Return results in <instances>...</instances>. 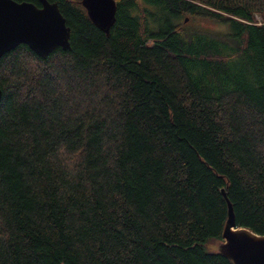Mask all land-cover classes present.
Masks as SVG:
<instances>
[{
	"label": "trees",
	"instance_id": "16d2710c",
	"mask_svg": "<svg viewBox=\"0 0 264 264\" xmlns=\"http://www.w3.org/2000/svg\"><path fill=\"white\" fill-rule=\"evenodd\" d=\"M48 1L70 49L0 57V264H233L207 246L226 198L264 235V0H114L107 34Z\"/></svg>",
	"mask_w": 264,
	"mask_h": 264
},
{
	"label": "water",
	"instance_id": "95a60500",
	"mask_svg": "<svg viewBox=\"0 0 264 264\" xmlns=\"http://www.w3.org/2000/svg\"><path fill=\"white\" fill-rule=\"evenodd\" d=\"M40 6L27 1L0 0V57L19 44L27 45L44 58L57 47L69 50V27L56 2L39 0ZM90 20L106 34L115 21L114 0H82ZM0 90V98H1ZM225 196V193L222 192ZM221 231L218 253L233 264H264V235L237 227L230 202Z\"/></svg>",
	"mask_w": 264,
	"mask_h": 264
},
{
	"label": "rangeland",
	"instance_id": "374dc122",
	"mask_svg": "<svg viewBox=\"0 0 264 264\" xmlns=\"http://www.w3.org/2000/svg\"><path fill=\"white\" fill-rule=\"evenodd\" d=\"M255 18H256V21H258V22L261 21V17H260L259 14H256L255 15ZM219 243H220L219 241L215 240L212 244H209V246H207V249L209 251L215 252V251H217V248L216 247L219 245Z\"/></svg>",
	"mask_w": 264,
	"mask_h": 264
}]
</instances>
